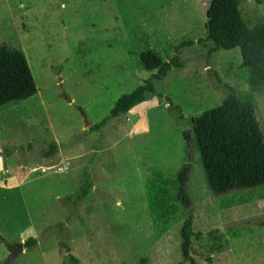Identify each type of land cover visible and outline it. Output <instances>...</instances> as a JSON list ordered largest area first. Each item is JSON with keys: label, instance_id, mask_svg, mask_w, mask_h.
I'll list each match as a JSON object with an SVG mask.
<instances>
[{"label": "rangeland", "instance_id": "obj_1", "mask_svg": "<svg viewBox=\"0 0 264 264\" xmlns=\"http://www.w3.org/2000/svg\"><path fill=\"white\" fill-rule=\"evenodd\" d=\"M206 4L0 0V45L23 54L36 88L0 106V264H61L60 242L79 264H188L178 238L185 212L172 196L189 118L230 92L250 93L264 140V81L249 88L237 48L208 53L196 43ZM236 9L251 27L264 0H236ZM145 50L177 58L179 69L152 80L155 96L92 129L154 74L138 64ZM187 161L195 264H264V185L215 195L193 147ZM148 182L166 190V224L150 209Z\"/></svg>", "mask_w": 264, "mask_h": 264}, {"label": "trees", "instance_id": "obj_2", "mask_svg": "<svg viewBox=\"0 0 264 264\" xmlns=\"http://www.w3.org/2000/svg\"><path fill=\"white\" fill-rule=\"evenodd\" d=\"M254 1L260 3L262 0ZM203 29V37L196 41L198 45L209 44L208 53L237 48L240 68L249 88L253 90L264 81V17L248 27L240 19L236 0H207ZM192 44L190 41L180 42L175 49ZM137 61L142 70L154 71V74L130 93L119 96L108 116L93 125L92 129H98L108 120L126 114L146 96H155L152 80L160 81L171 69L180 67L177 58L164 62L151 50L140 52ZM35 93L34 81L23 54L0 45V106L26 100ZM182 138L186 162L176 175L177 187L172 198L185 212L178 231L181 261L195 264L190 257L192 216L190 200L185 191L190 148L195 149L206 183L213 194L223 195L264 185V140L254 116L250 93L236 95L230 92L219 105L190 117L189 131L183 133ZM49 146L55 150L52 145ZM154 177L159 181L158 175ZM88 189L89 184L85 181L75 199L81 200ZM147 194L152 213L157 214L166 224L167 215L164 210L169 199L166 190L159 182L157 186L148 182ZM64 199L70 201L72 196H65ZM34 244V239H28L24 242V248ZM59 246L64 250L61 264H79L65 244L60 242ZM138 264H146V260L140 258Z\"/></svg>", "mask_w": 264, "mask_h": 264}, {"label": "water", "instance_id": "obj_3", "mask_svg": "<svg viewBox=\"0 0 264 264\" xmlns=\"http://www.w3.org/2000/svg\"><path fill=\"white\" fill-rule=\"evenodd\" d=\"M83 116V122H84V125H89L88 123H87V121H86V118H85V116L84 115H82ZM17 247L19 248V250H21V244H18L17 245Z\"/></svg>", "mask_w": 264, "mask_h": 264}]
</instances>
